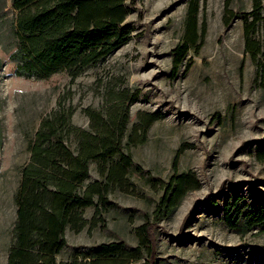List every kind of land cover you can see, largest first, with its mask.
Listing matches in <instances>:
<instances>
[{
    "label": "rangeland",
    "instance_id": "1",
    "mask_svg": "<svg viewBox=\"0 0 264 264\" xmlns=\"http://www.w3.org/2000/svg\"><path fill=\"white\" fill-rule=\"evenodd\" d=\"M11 1L0 0V264L8 262L22 169L43 119L64 109L73 126L89 129L87 110L105 113L122 93L136 97L122 146L137 166L128 169L125 184L109 187L103 201L96 197L98 208L84 209L83 228L67 227L68 244L58 260L101 243L134 248L138 228L153 222V261L144 255L129 264H264V225L238 233L224 211L226 201L237 202L244 215L264 207V163L256 155L264 148V0H232L229 9L238 17L228 26L226 0H199L202 42L176 75L173 48L183 38L191 0H128L130 39L76 78L67 71L48 78L18 71V11ZM254 17L251 38L261 51L253 57L245 22ZM144 113L162 118L142 129L136 124ZM66 141L76 150L74 133ZM90 173L88 182L106 181L102 164L91 162ZM182 173L193 174L200 188L157 212L173 177Z\"/></svg>",
    "mask_w": 264,
    "mask_h": 264
},
{
    "label": "trees",
    "instance_id": "2",
    "mask_svg": "<svg viewBox=\"0 0 264 264\" xmlns=\"http://www.w3.org/2000/svg\"><path fill=\"white\" fill-rule=\"evenodd\" d=\"M231 1L226 0L227 26L238 17L229 9ZM11 3L18 11L14 25L18 40L16 56L21 60L18 71L28 76L48 78L67 71L76 78L86 67L126 44L131 36L126 19L133 8L128 0H12ZM199 7V0H191L183 38L173 48L174 75L189 53L196 52L201 45ZM252 12L253 16L257 13L256 9ZM257 18L251 22L245 18L246 50L253 57L261 51L260 44L251 38ZM131 96L122 93L119 102L105 113L88 109L89 129L73 126L71 113L64 109L43 119L30 148V161L22 169L16 195L17 220L7 264H129L144 255L149 262L153 261V222L138 228L140 245L134 248H127L123 241L101 243L71 260H58L68 244L67 227L83 228L87 223L84 209L98 208L96 197L103 201L109 187L114 183L125 184L128 169L137 166L122 146L130 121L129 106L136 98ZM160 118L162 115L158 113H144L136 126L146 129ZM71 133L77 136L76 150L66 141ZM256 155L264 163V148L259 147ZM116 156L119 159L114 161ZM91 162L102 164L106 181L88 182ZM198 188L200 182L193 174L175 175L157 212L171 210L187 192ZM234 206L236 214L232 213ZM224 211L228 226L238 233L264 225V207L244 215L237 202L226 201Z\"/></svg>",
    "mask_w": 264,
    "mask_h": 264
}]
</instances>
